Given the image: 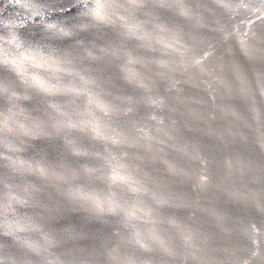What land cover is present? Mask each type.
Wrapping results in <instances>:
<instances>
[{
  "label": "water",
  "instance_id": "water-1",
  "mask_svg": "<svg viewBox=\"0 0 264 264\" xmlns=\"http://www.w3.org/2000/svg\"><path fill=\"white\" fill-rule=\"evenodd\" d=\"M0 264H264V0H0Z\"/></svg>",
  "mask_w": 264,
  "mask_h": 264
}]
</instances>
